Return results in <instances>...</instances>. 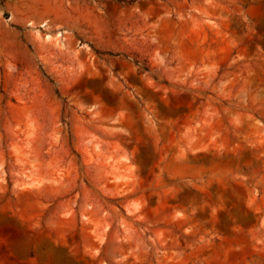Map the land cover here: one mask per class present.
Masks as SVG:
<instances>
[{"label": "rangeland", "instance_id": "374dc122", "mask_svg": "<svg viewBox=\"0 0 264 264\" xmlns=\"http://www.w3.org/2000/svg\"><path fill=\"white\" fill-rule=\"evenodd\" d=\"M0 264H264V0H0Z\"/></svg>", "mask_w": 264, "mask_h": 264}, {"label": "trees", "instance_id": "16d2710c", "mask_svg": "<svg viewBox=\"0 0 264 264\" xmlns=\"http://www.w3.org/2000/svg\"><path fill=\"white\" fill-rule=\"evenodd\" d=\"M120 2H127V3H131V2H133V1H135V0H119ZM18 29H20L21 31H23V27H21V26H16ZM31 46V45H30ZM112 54V53H111ZM137 63H139V61H136ZM143 67L145 68V69H149V66H147V65H143Z\"/></svg>", "mask_w": 264, "mask_h": 264}]
</instances>
